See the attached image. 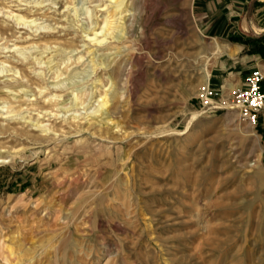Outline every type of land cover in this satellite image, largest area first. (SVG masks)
Listing matches in <instances>:
<instances>
[{
  "label": "rangeland",
  "instance_id": "obj_1",
  "mask_svg": "<svg viewBox=\"0 0 264 264\" xmlns=\"http://www.w3.org/2000/svg\"><path fill=\"white\" fill-rule=\"evenodd\" d=\"M193 1L0 0V264H264L262 122L232 78L203 107Z\"/></svg>",
  "mask_w": 264,
  "mask_h": 264
},
{
  "label": "crops",
  "instance_id": "obj_2",
  "mask_svg": "<svg viewBox=\"0 0 264 264\" xmlns=\"http://www.w3.org/2000/svg\"><path fill=\"white\" fill-rule=\"evenodd\" d=\"M193 12L201 34L224 46L208 74L212 85L230 87V78L241 83L254 69L264 77V0H194ZM261 86L264 90V78ZM259 116L264 137V111Z\"/></svg>",
  "mask_w": 264,
  "mask_h": 264
},
{
  "label": "built area",
  "instance_id": "obj_3",
  "mask_svg": "<svg viewBox=\"0 0 264 264\" xmlns=\"http://www.w3.org/2000/svg\"><path fill=\"white\" fill-rule=\"evenodd\" d=\"M263 74L259 69H254L246 74L239 85L231 90V103L239 110L241 118L255 126L261 111L264 109V91L261 88ZM220 91L210 87L209 82L203 94H199L203 107L213 111L216 105L212 100L217 98Z\"/></svg>",
  "mask_w": 264,
  "mask_h": 264
},
{
  "label": "bare ground",
  "instance_id": "obj_4",
  "mask_svg": "<svg viewBox=\"0 0 264 264\" xmlns=\"http://www.w3.org/2000/svg\"><path fill=\"white\" fill-rule=\"evenodd\" d=\"M110 2H112L113 4H114V8H113V12H112V14H110L109 16H108V20H109V24H111L112 22H111V19L112 18H116V21L117 22H119L120 24L122 23V21L124 20V17H123V5H124V0H109ZM83 6V5H82ZM65 7V6H64ZM72 11V10H71ZM112 11V10H111ZM73 12L75 13L76 12V10L73 8ZM78 12V11H77ZM87 13H88V11H87ZM15 20V19H14ZM17 20V19H16ZM15 20V21H16ZM113 20V19H112ZM19 22V21H18ZM125 23V22H124ZM22 24V23H21ZM117 26H119V25H117ZM122 26H123V24H122ZM112 29V28H111ZM93 31H95V29H93ZM120 31V30H119ZM106 34V31L104 32V35ZM101 53V52H100ZM58 59V58H57ZM62 59V58H61ZM72 75V74H71ZM207 80H208V71H204V84H205V87L204 88H202L201 89V91H200V93L201 94H203L204 93V91L206 90V84H207ZM57 84H55V86H56ZM208 85V84H207ZM74 93V92H73ZM81 97L79 96V93H77V94H75L74 96H73V99H74V101H75V104H74V106L75 107H77L78 106V104H76V101H78L79 99H80ZM115 102V101H114ZM103 107H104V104H103V106L102 107H100V109L99 110H101V109H103ZM248 124H250V123H248ZM0 162H2V159H0Z\"/></svg>",
  "mask_w": 264,
  "mask_h": 264
}]
</instances>
